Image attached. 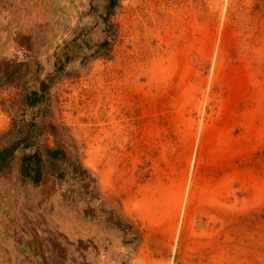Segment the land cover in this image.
Instances as JSON below:
<instances>
[{"label":"rangeland","instance_id":"1","mask_svg":"<svg viewBox=\"0 0 264 264\" xmlns=\"http://www.w3.org/2000/svg\"><path fill=\"white\" fill-rule=\"evenodd\" d=\"M56 9L42 57L0 59V149L36 125L16 156L61 151L45 173L123 231L113 264H264V0Z\"/></svg>","mask_w":264,"mask_h":264},{"label":"crops","instance_id":"2","mask_svg":"<svg viewBox=\"0 0 264 264\" xmlns=\"http://www.w3.org/2000/svg\"><path fill=\"white\" fill-rule=\"evenodd\" d=\"M60 1L70 3L0 0V59L42 57L53 42ZM22 156L0 171V264H113L124 250L123 231L105 228L104 219L99 224L96 199L87 201L85 217L54 175L45 173L39 183L24 177Z\"/></svg>","mask_w":264,"mask_h":264},{"label":"trees","instance_id":"3","mask_svg":"<svg viewBox=\"0 0 264 264\" xmlns=\"http://www.w3.org/2000/svg\"><path fill=\"white\" fill-rule=\"evenodd\" d=\"M46 86L47 83L44 81L42 83V88L44 89V91L46 89ZM25 96V99L27 100L26 104L30 107L33 106L36 102L38 103L40 100L32 99L33 97H43L42 94L37 92L28 93ZM30 126L34 128L36 125L32 123L30 124ZM33 128H30L27 131V135L25 136H23L22 131H19L20 135L18 133L14 139H11L8 142V145H5L2 149H0V171H3L7 168L10 169L12 167V164L16 158V152L21 145L25 143L26 145L24 147H32L37 144V137L33 136ZM11 133V131H8V136ZM60 152L61 151L58 149H48V160L53 166H57L58 163H56V157L59 156ZM63 155L66 156L65 154ZM49 161H46L44 159L40 149L35 148L34 151L29 153L27 152L22 156L21 159L22 175L26 178L32 179L35 183H39L45 174V163Z\"/></svg>","mask_w":264,"mask_h":264}]
</instances>
